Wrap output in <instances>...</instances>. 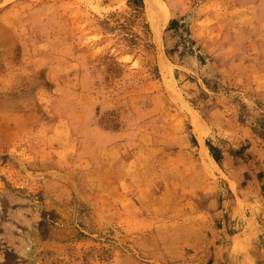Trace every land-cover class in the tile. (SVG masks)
Wrapping results in <instances>:
<instances>
[{
    "label": "rangeland",
    "instance_id": "374dc122",
    "mask_svg": "<svg viewBox=\"0 0 264 264\" xmlns=\"http://www.w3.org/2000/svg\"><path fill=\"white\" fill-rule=\"evenodd\" d=\"M157 3L0 0V264H264V0Z\"/></svg>",
    "mask_w": 264,
    "mask_h": 264
},
{
    "label": "bare ground",
    "instance_id": "6f19581e",
    "mask_svg": "<svg viewBox=\"0 0 264 264\" xmlns=\"http://www.w3.org/2000/svg\"><path fill=\"white\" fill-rule=\"evenodd\" d=\"M156 3H157V0H145V4H146L149 12L151 11L150 13L153 15V23H152L153 25H152V28H153V31H154V34H155V38H159L163 26L166 25V23L168 22V13L162 7H161L160 12L154 13L152 10L155 9L154 7H155V4ZM159 9H160V7H159ZM163 59L164 60H162L163 61V66L162 67L164 68V70H166L167 72H170L171 73V66L172 65H170V62H169V60L167 59L166 56H164Z\"/></svg>",
    "mask_w": 264,
    "mask_h": 264
},
{
    "label": "trees",
    "instance_id": "16d2710c",
    "mask_svg": "<svg viewBox=\"0 0 264 264\" xmlns=\"http://www.w3.org/2000/svg\"><path fill=\"white\" fill-rule=\"evenodd\" d=\"M212 154H213V156L216 158V160L219 161V157L216 156V155H214V153H212Z\"/></svg>",
    "mask_w": 264,
    "mask_h": 264
}]
</instances>
